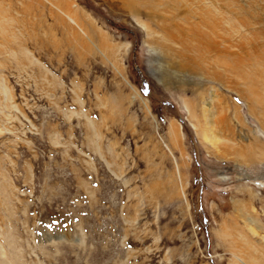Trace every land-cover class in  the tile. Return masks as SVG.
I'll return each mask as SVG.
<instances>
[{"label": "rangeland", "instance_id": "1", "mask_svg": "<svg viewBox=\"0 0 264 264\" xmlns=\"http://www.w3.org/2000/svg\"><path fill=\"white\" fill-rule=\"evenodd\" d=\"M0 264H264V0H0Z\"/></svg>", "mask_w": 264, "mask_h": 264}, {"label": "bare ground", "instance_id": "2", "mask_svg": "<svg viewBox=\"0 0 264 264\" xmlns=\"http://www.w3.org/2000/svg\"><path fill=\"white\" fill-rule=\"evenodd\" d=\"M211 26H214V25H211ZM199 28V27H198ZM214 29H215V27H214ZM202 35V34H201ZM175 37H176V35H175ZM175 37H173V39L175 40V39H177V38H175ZM204 37V36H203ZM203 39V38H202ZM209 43V42H208ZM207 43V44H208ZM181 44H182V42H181ZM209 45V44H208ZM211 45H212V43H211ZM185 47V46H184ZM187 47V46H186ZM210 47V46H209ZM188 48V47H187ZM186 48V49H187ZM211 48V47H210ZM188 49H190L189 50V52H191L193 49H192V47L190 48H188ZM184 51V50H183ZM180 53V55H181V52H179ZM182 57L183 56H180V59H182ZM202 58V57H201ZM188 59V58H187ZM192 58H190V60H191ZM189 60V59H188ZM191 62V61H190ZM205 113H206V116H207V118H209L210 119V117L212 118V116H211V114H210V112H207V111H205ZM210 123H211V121H210ZM177 127H175V126H172V128H171V134H170V137L172 138H175L176 139V141L178 140V135H177V129H176ZM253 231V230H252ZM254 232V231H253Z\"/></svg>", "mask_w": 264, "mask_h": 264}]
</instances>
